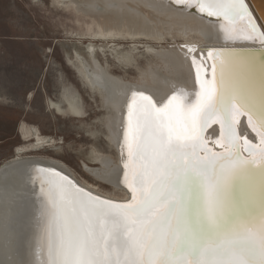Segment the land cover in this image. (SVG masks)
Segmentation results:
<instances>
[{
  "label": "snow or ice",
  "instance_id": "6c2138e0",
  "mask_svg": "<svg viewBox=\"0 0 264 264\" xmlns=\"http://www.w3.org/2000/svg\"><path fill=\"white\" fill-rule=\"evenodd\" d=\"M170 2L222 18L224 39L264 40L246 0ZM243 51L208 49L210 68L193 56L194 100L183 88L165 100L131 92L119 182L131 194L126 202L95 195L55 168L9 166L23 178L15 192L20 207L33 196L38 206L33 235L10 233L0 264H264V84L236 79ZM241 115L259 144L240 136ZM212 124L222 129L225 143H216L223 151L205 139ZM252 177L259 180L237 186ZM37 181L38 192L30 190Z\"/></svg>",
  "mask_w": 264,
  "mask_h": 264
},
{
  "label": "bare ground",
  "instance_id": "6f19581e",
  "mask_svg": "<svg viewBox=\"0 0 264 264\" xmlns=\"http://www.w3.org/2000/svg\"><path fill=\"white\" fill-rule=\"evenodd\" d=\"M68 1L67 4L69 3V6H73L77 13L80 12L84 17L87 16L89 18V21H83L84 26L80 31L77 33L75 31L76 35L82 39L86 38L90 41H101L111 44L114 41H118V39L127 41L128 38L135 39L136 36H143L153 41H162L165 36L173 33L184 39V45H182V47L177 46L169 49H162L160 51L149 49L159 58V61L162 62L166 71L160 70L158 66L155 65L148 68L145 77H139L133 81L125 80L117 76V74H111V71H108L104 65L100 64L95 59L96 52L93 46H90L88 51L90 58L89 62H86L79 55H75L77 58L76 60H78V65L76 64L75 70L79 73L85 85L101 96V103L105 109L103 124L106 129V139L116 152L115 160L110 154L95 152L97 156L93 157V161L98 164V167H85L95 178L111 184L114 187L123 189L125 191V198L121 197L122 199H119V197L100 192L98 188H94L93 184L89 182H79L83 184V186L108 198L125 201L130 198L131 194L125 186L119 183L122 180L123 170L121 143L124 127L126 125L127 102L131 92L134 90L145 91L147 94L153 95L157 100H165L168 96L172 95L174 91L183 88L189 94V101L194 100L195 93L199 90V85L196 82L195 69L192 65L191 58L193 56L206 67L210 68L212 61L207 59L208 49L215 46L260 47L258 44L259 40L224 39L221 31V24L224 23L223 21L209 20L200 15L194 7L185 11L184 5L178 6L170 2V0ZM253 1L259 3V0ZM54 2L59 3L63 1L54 0ZM260 3V7H264V0H260ZM262 19L264 20V18ZM243 26L244 24L241 22L239 27L243 28ZM259 26L261 31H264L263 25L260 24ZM185 45L195 47L196 51L189 53L187 47H184ZM202 49L204 50L203 56H201ZM98 51L105 56V47L99 48ZM241 56H243V60L246 61V63L235 65V69L233 70L234 74L238 75V73H242L243 70L242 76L244 78L250 76L251 82L254 83V85L258 87L264 84V62L259 61L263 58V55L259 57L255 52L244 51ZM247 71H249L253 77L251 75H245ZM244 82L246 83H240L249 84L247 80ZM60 95L61 101L50 100L48 107H50L53 112H57V114H64L75 119H83L84 114L78 93L76 91H71V89L65 86ZM239 120L240 124L237 125V129L240 136L247 134L253 144H259V137L252 131L251 127L248 126L247 115H241ZM18 132L23 142H31L29 144L17 146L13 157L2 163L10 159L16 160L13 161V165L18 161H26L35 168H55L57 171H61L75 178L69 168L60 161L35 155H22L28 151L40 150L44 146H54V139L48 137V135L45 136L41 134L36 126L27 125L24 122L20 123L18 126ZM221 132L222 129L219 124H212L205 132V139L209 144H215V148H221L220 145L216 143L217 139L225 143L221 137ZM240 142L243 144V139H241ZM249 158H251L250 155ZM31 174L34 175L35 173ZM75 180L77 179L75 178ZM258 180L259 177H252L251 180L238 181L237 186L240 187L242 185L247 187L250 183H255ZM21 183H23V178L12 167L0 173V251L5 249L6 243L10 239V233L19 234L23 231L25 240L34 233L33 217L36 215L38 206L37 199L34 196L30 197L24 202V207L21 208L15 196V192ZM29 188L30 190L38 192L39 182L37 181L34 189H32L31 186H29ZM12 243L15 244V241ZM26 253L27 249L22 248L21 257L26 259Z\"/></svg>",
  "mask_w": 264,
  "mask_h": 264
},
{
  "label": "rangeland",
  "instance_id": "374dc122",
  "mask_svg": "<svg viewBox=\"0 0 264 264\" xmlns=\"http://www.w3.org/2000/svg\"><path fill=\"white\" fill-rule=\"evenodd\" d=\"M62 1L0 0V164L13 157L17 146L31 142H23L18 132L24 122L54 139L55 145L22 155L60 161L78 181L120 199L125 196L123 189L95 178L85 167H98L93 161L95 152L110 154L114 160L116 152L106 139L101 96L75 70V55L89 62L88 51L93 46L95 59L111 74L133 81L145 77L155 65L166 71L149 49L182 47L184 39L174 33L162 41L143 36L111 44L82 39L76 33L89 18L77 13L68 0ZM101 47H105V56L98 51ZM65 86L78 93L83 119L57 114L48 107L50 100L61 101Z\"/></svg>",
  "mask_w": 264,
  "mask_h": 264
},
{
  "label": "water",
  "instance_id": "95a60500",
  "mask_svg": "<svg viewBox=\"0 0 264 264\" xmlns=\"http://www.w3.org/2000/svg\"><path fill=\"white\" fill-rule=\"evenodd\" d=\"M259 3H256V2H254L253 0H246V3L249 5V9H250V11L252 12V14H253V16L256 18V20L261 24V25H263V28H264V20L262 19V18H264V7H260V0L258 1ZM178 6H183V5H178ZM200 14V13H199ZM200 15H202V16H204L205 18H207V19H209V20H212V21H223L222 20V18H217V17H208V16H206V14H200ZM256 21V22H257ZM257 22V23H258ZM258 23V24H259ZM259 24V25H260ZM245 27V25L243 26V28ZM254 39H258L259 41H258V44L260 45V47H252V48H248V47H236V46H219V47H217V46H215V47H213V48H211V49H217V48H235V49H244L245 51H247V52H255V53H257L258 54V56L259 57H261L262 55H263V58H261L259 61L260 62H264V40H261L259 37H257V38H254ZM244 52V51H243ZM241 54H242V52L240 53V57L243 59V56H241ZM249 60V59H248ZM235 68H233V70H234ZM237 71V70H236ZM238 72V71H237ZM242 73H243V70H242ZM242 73H238V75H236V74H234L235 76H237L236 77V79L238 80V82H242V83H246V82H244L245 80H247V82L249 83V84H254V83H252L251 82V77L249 76V77H247V78H244L243 76H242ZM245 75H251V73L249 72V71H247V72H245ZM244 78H242V77ZM252 76V75H251ZM253 77V76H252ZM244 135H242L241 137H243ZM241 143V142H240ZM208 145H209V147H211V148H213L215 151H217V152H220V151H223V148H215V144L214 145H211V144H209L208 143ZM205 153H201V155H204ZM241 154L245 157V158H249V153H247L246 151H243L242 149H241ZM13 161H16V160H9V161H6L5 163H2V164H0V173H3L4 171H6L7 169H9V166H11V165H13ZM71 179H73L74 181H76L77 182V184L79 185V186H81V187H83L85 190H87V191H91L93 194H95V195H99L100 197H102V198H105V199H109V200H112V201H116V202H126L127 200H125V201H122V200H116V199H111V198H108V197H106V196H104V195H102V194H99V193H97V192H94L93 190H91V189H89V188H87V187H85V186H83V184H81L78 180H75V178L73 177H70Z\"/></svg>",
  "mask_w": 264,
  "mask_h": 264
}]
</instances>
